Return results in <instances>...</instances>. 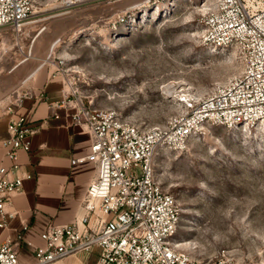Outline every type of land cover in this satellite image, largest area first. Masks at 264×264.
<instances>
[{
    "label": "rangeland",
    "instance_id": "rangeland-1",
    "mask_svg": "<svg viewBox=\"0 0 264 264\" xmlns=\"http://www.w3.org/2000/svg\"><path fill=\"white\" fill-rule=\"evenodd\" d=\"M29 1L20 32L0 31V111L30 93L27 76L42 67L84 104L157 127L183 112L181 95L205 97L241 71L234 49L213 52L200 41L212 0ZM153 165L180 211L176 243L191 257L264 264V126H207Z\"/></svg>",
    "mask_w": 264,
    "mask_h": 264
},
{
    "label": "built area",
    "instance_id": "built-area-1",
    "mask_svg": "<svg viewBox=\"0 0 264 264\" xmlns=\"http://www.w3.org/2000/svg\"><path fill=\"white\" fill-rule=\"evenodd\" d=\"M31 12L29 0H0V31L20 32ZM199 25L202 45L220 52L234 49L241 71L205 97L181 95L183 112L164 125L127 122L114 110L84 104L74 91L64 92L59 105L50 103V109L63 108L71 125L88 133L89 154L71 164L87 161L95 173L80 203V221L47 228L39 235L41 246L28 243L34 264H60L92 249L99 251L96 264H216L197 261L177 248L180 211L164 191L153 162L161 151L184 148L207 126L230 131L264 126V0H212ZM63 66L62 61L57 64ZM20 103L16 96L1 109L10 118L0 140L8 162L0 165V229L18 216L12 199L31 178L21 170L18 155L30 152L31 138L41 128L26 117H13V107ZM26 229L24 224L22 231ZM21 240L17 235L15 242ZM15 242L2 241L0 264H22Z\"/></svg>",
    "mask_w": 264,
    "mask_h": 264
},
{
    "label": "crops",
    "instance_id": "crops-1",
    "mask_svg": "<svg viewBox=\"0 0 264 264\" xmlns=\"http://www.w3.org/2000/svg\"><path fill=\"white\" fill-rule=\"evenodd\" d=\"M41 69L34 74L30 93L18 92L20 107H13L14 118L26 117L34 127L41 125V128L31 138L30 152L18 155L21 170L31 177L12 199V208L18 216L9 221L6 229H0V244L5 238L14 243L17 235H22V240L15 242V252L22 264L35 263L28 243L41 246L39 235L47 228L74 219L80 221L83 216L80 203L95 173L94 166L87 161L71 164L89 154L90 138L84 129L71 125L63 108L50 109V103L59 105L65 86L57 77L41 74ZM39 94L46 99H40ZM9 118L0 111V140L7 135ZM0 165H8L1 146ZM24 224L26 231H22ZM98 257L99 251L92 249L60 264H96Z\"/></svg>",
    "mask_w": 264,
    "mask_h": 264
},
{
    "label": "bare ground",
    "instance_id": "bare-ground-1",
    "mask_svg": "<svg viewBox=\"0 0 264 264\" xmlns=\"http://www.w3.org/2000/svg\"><path fill=\"white\" fill-rule=\"evenodd\" d=\"M70 1V0H69ZM78 1V0H77ZM66 2H68V0L66 1ZM65 2V3H66ZM71 3H68L66 6H69ZM73 5V4H72ZM71 5V6H72ZM63 6V5H62ZM203 7H204V9L206 8L205 7V5H203ZM65 8V7H64ZM30 19V18H29ZM29 21V20H28ZM27 21V22H28ZM213 52H215V51H213ZM38 67V66H37ZM39 68V67H38ZM38 68H35L28 76H27V78L29 79L31 76H33L36 72H37V70H38ZM170 96V95H169ZM180 102L182 101L181 99L179 100ZM177 245V248H179V249H181V250H183V251H187V248L185 247L186 245H182V244H176ZM186 249H185V248ZM188 252V251H187Z\"/></svg>",
    "mask_w": 264,
    "mask_h": 264
}]
</instances>
